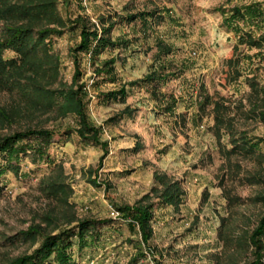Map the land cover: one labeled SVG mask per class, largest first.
Wrapping results in <instances>:
<instances>
[{
  "label": "rangeland",
  "instance_id": "obj_1",
  "mask_svg": "<svg viewBox=\"0 0 264 264\" xmlns=\"http://www.w3.org/2000/svg\"><path fill=\"white\" fill-rule=\"evenodd\" d=\"M251 1L255 0H59L58 13L66 29L45 47V59L58 58L53 88L73 81V51L81 40V28L74 22L77 16L99 25L100 17L109 14L118 18L144 9L170 8L173 18L153 24L149 33L139 20H120L112 36L132 40L128 49H107L95 61L89 53L79 54L81 82L88 84L89 117L103 127L108 152L74 132L66 141L50 145L49 160L33 157L29 150L18 162L19 170L8 169L0 176V264L32 253L45 233L59 232L71 216L77 218L74 223L83 218L114 220L101 226L97 237L90 234L87 246L73 239L71 264H128L136 252L130 239L137 235L118 216L117 206L133 204L148 192L155 169L182 179L186 188L179 209L165 206L155 211L153 242L165 255L163 264H249L253 260L250 234L264 214V201L258 197L264 194V122L250 118L248 110L255 98L254 86L264 87V54L240 43L223 24L219 10ZM157 37L175 48L166 60H173L174 67L186 66L160 87L177 98L176 113L160 108L167 99L157 100L151 86H127L124 103L102 100V92L141 78L159 64L154 57ZM16 55L10 49L4 52L7 58ZM234 55L241 56L243 73L229 80L227 61ZM112 56L118 57L117 79L103 82L95 68ZM5 78L0 77V136L30 127L76 126L74 115L44 106L21 84L11 85ZM206 93L232 106L235 135L260 142L257 149L242 152L234 147L227 128L221 137L217 135L212 105L198 112V101ZM127 104L139 108L136 114L108 123ZM180 114L186 125L179 124ZM137 142L142 147L134 151ZM96 176L99 185L91 181ZM52 179L66 181L71 194H49L46 185ZM137 264H153V260L142 258Z\"/></svg>",
  "mask_w": 264,
  "mask_h": 264
},
{
  "label": "trees",
  "instance_id": "obj_2",
  "mask_svg": "<svg viewBox=\"0 0 264 264\" xmlns=\"http://www.w3.org/2000/svg\"><path fill=\"white\" fill-rule=\"evenodd\" d=\"M59 0H0V77L6 76L5 81L12 84H21L27 93H32L36 99L46 107H55L62 114L71 113L76 118L75 127L61 129H49L45 127H33L18 130L14 133L0 136V176L8 169L19 170L18 162L21 157L31 150L33 157L40 160H49V147L52 143L66 141L75 132L80 138L94 145L102 146L105 154L108 152L107 141L102 140L103 127L90 120L88 113L89 91L88 84L81 82L83 72L80 70V53L90 54L92 61L98 60L99 55L107 49H128L132 40L126 37L113 38L112 31L120 20L134 22L139 20L145 33L153 28V24L161 23L169 18L172 21L170 8L144 9L131 12L126 15L115 14L101 16L99 25L91 22L85 16H77L74 22L81 28V40L74 49L73 54L76 71L70 84H58L53 88L58 76V58L45 59V47L54 36H60L66 29V21L58 13ZM223 24L238 36L240 43H246L250 47L260 48L257 53L264 54V1L234 4L231 7H220ZM156 52L154 57L159 64H154L152 69L143 77L129 81L120 88L102 92V100L126 102L129 90L127 86H151V94L157 99H167L164 104H159L164 112L173 114L177 105V98L173 94L167 95L160 90L172 78L178 77L186 66L174 67L173 60H166L174 52V46L163 38L156 39ZM237 49L238 47L235 46ZM16 52L15 57H4L6 50ZM40 50L42 54H40ZM240 55H234L228 59L229 80H237L242 75L240 69ZM117 56L102 60L95 68V74L103 82H115L117 79ZM183 65V63H182ZM51 72V74H49ZM254 96L249 117L264 122V87L254 86ZM212 105L214 114V128L219 137L224 128L228 129L234 147H239L243 152L253 151L259 147L260 142L235 135L232 129L235 115L232 106L221 97L214 98L206 93L198 101V112L202 113ZM139 110L138 107L127 104L123 109L108 119V123L117 122L126 117L132 118ZM179 124L186 125L183 114ZM200 116V114H199ZM183 123V125H182ZM139 142L133 150L141 149ZM104 155L101 157L103 158ZM4 161V162H3ZM154 182L148 192L143 194L133 204L117 206L118 216L128 222L129 228L137 235L136 239H130L135 243L136 252L130 258L128 264H137L142 258H151L153 264H163L164 254L154 244L155 230L153 221L157 208L173 206L179 209L186 196L184 182L175 178L168 172L155 169ZM94 184H101L98 176L91 180ZM49 194L62 193L69 196L71 186L62 179H52L46 185ZM264 201V194L259 195ZM68 204V199L61 197ZM71 216L69 225L57 233H45L42 242L32 253L17 257L7 264H51L54 260L57 264H71L72 254L70 249L74 245L73 239L78 238L81 247L89 244L88 238L97 234V230L103 225H109L112 218H83ZM96 236V235H95ZM97 237V236H96ZM250 243L254 258L249 264H264V214L259 219L250 234ZM52 256L53 259H52Z\"/></svg>",
  "mask_w": 264,
  "mask_h": 264
},
{
  "label": "crops",
  "instance_id": "obj_3",
  "mask_svg": "<svg viewBox=\"0 0 264 264\" xmlns=\"http://www.w3.org/2000/svg\"><path fill=\"white\" fill-rule=\"evenodd\" d=\"M177 106V105H176ZM176 109V108H175ZM176 113V112H175ZM175 113H173V114H175ZM170 114V113H169ZM170 115H172V114H170ZM178 118V117H177Z\"/></svg>",
  "mask_w": 264,
  "mask_h": 264
},
{
  "label": "built area",
  "instance_id": "obj_4",
  "mask_svg": "<svg viewBox=\"0 0 264 264\" xmlns=\"http://www.w3.org/2000/svg\"><path fill=\"white\" fill-rule=\"evenodd\" d=\"M118 213V212H117Z\"/></svg>",
  "mask_w": 264,
  "mask_h": 264
}]
</instances>
